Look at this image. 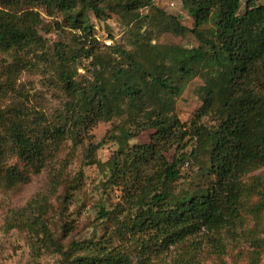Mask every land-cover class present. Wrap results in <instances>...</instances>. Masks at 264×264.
<instances>
[{"label": "rangeland", "instance_id": "1", "mask_svg": "<svg viewBox=\"0 0 264 264\" xmlns=\"http://www.w3.org/2000/svg\"><path fill=\"white\" fill-rule=\"evenodd\" d=\"M246 1L241 0L240 14L245 11ZM78 11L94 27L95 61L79 53L81 33L71 28L62 14L49 16L43 10L39 45L0 51V110L38 112L51 127L65 126L70 132L48 147L40 173H31L28 182L0 185V264H76L78 257L96 253L95 244L137 255L131 242L120 240L116 234L120 222L134 213L130 209L134 204L129 202L135 197V189L110 183V161L133 147L153 145L156 129L145 128L147 123L136 114L135 106L126 102L120 105L119 115L94 119L86 126L75 125L68 117L71 103L81 104L96 82L111 84L120 70L128 69L126 54H133L150 71L153 64L164 65L165 69H157L156 75L171 76V84L182 89L178 96L160 93L163 100L172 101L171 115L178 118L179 126L167 127L176 134L175 141L159 150L162 164L151 159L142 169L144 184L176 196L209 186L208 134L219 129L226 113L219 102L201 119L198 113L204 106L207 84L222 68L195 65L191 74H183L179 65H173L177 60L171 52L175 48H209L205 42L214 41L212 25L200 30L203 40L191 31L183 35L166 32L164 26L171 17L193 28V19L181 0H152V6L139 11V18L120 9L116 13L106 11L101 18L81 6ZM58 54L68 62L61 61ZM69 69L80 90L78 94L70 92L62 78ZM253 84L264 92V65ZM4 127L5 123H0V135H5ZM174 162H178L179 176L168 181L165 170ZM5 165L30 171L14 155L8 156ZM262 172L264 167L249 174L245 181ZM256 199L242 209V222L236 228L215 234L217 249L209 239L213 234L203 233L157 252L146 264H264V211L261 226L256 225L251 208ZM102 209L110 219L101 218ZM54 242L62 247V253ZM74 245H78L75 250Z\"/></svg>", "mask_w": 264, "mask_h": 264}, {"label": "trees", "instance_id": "2", "mask_svg": "<svg viewBox=\"0 0 264 264\" xmlns=\"http://www.w3.org/2000/svg\"><path fill=\"white\" fill-rule=\"evenodd\" d=\"M181 1L193 19V28L171 17L164 30L174 35L191 31L203 40L200 30L211 24L214 41H206L210 46L205 49H173L171 54L177 60L173 65H179L180 72L187 75L195 65L222 68L207 84L204 106L198 113L201 119L217 102L226 113L219 129L208 134L206 176L209 186L199 192L176 196L167 190L151 188L150 183L144 184L142 169L151 159L162 164L159 150L175 141L176 134L167 127L179 126L178 118L171 115L172 101L163 100L160 93L178 96L182 89L171 84V76L156 75L159 72L155 71L165 69L164 65L153 64L150 71L133 54H126L128 69L120 70L111 84L96 82L91 94L83 96L81 104L71 103L68 117L75 125L86 126L94 119L106 120L119 115L120 105L126 102L135 106L136 114L147 123L145 128L156 129L153 145L133 147L110 161V183H122L135 189V197L129 202L134 204L130 207L134 213L120 222L116 234L120 240H129L137 255L118 247L107 249L95 244L96 253L78 257L74 260L76 264H146L157 252L203 233L213 234L209 239L217 249L215 234L236 228L242 222V209L254 197L256 203L251 208L256 215V225L261 226L264 172L250 177L248 182L245 179L264 167V92L253 84L264 65V3L247 0L245 11L240 14L241 0ZM79 6L98 18L106 15V11L116 13L117 9L139 18V11L152 6V0H0V51L39 45L42 40L38 26L43 10L49 16L62 14L70 27L81 33L79 53L95 61V30L85 14L78 11ZM58 57L68 62L64 55L58 54ZM71 72L70 69L63 72L62 78L66 88L78 94L80 90ZM0 123H5V135H0V185L28 182L31 173L38 174L44 168L48 147L70 133L65 126L51 127L38 112L0 110ZM9 155L17 156L30 171L6 166ZM191 155L194 156L195 151ZM177 166L178 162H174L166 168V180L178 179ZM100 213L102 219H110L105 210ZM53 244L62 253V247L56 242ZM77 247L74 245L73 249Z\"/></svg>", "mask_w": 264, "mask_h": 264}]
</instances>
